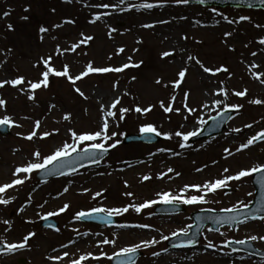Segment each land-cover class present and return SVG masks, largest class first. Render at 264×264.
<instances>
[{
    "label": "rangeland",
    "instance_id": "obj_1",
    "mask_svg": "<svg viewBox=\"0 0 264 264\" xmlns=\"http://www.w3.org/2000/svg\"><path fill=\"white\" fill-rule=\"evenodd\" d=\"M117 1L72 0V3H66L65 0H0V65H2L0 81L23 76L26 81L36 82L41 67L34 65L39 64L42 57L46 59L50 55L55 69L61 70L62 66L67 64L72 76L83 72L89 62L95 67L140 64V67H129L120 73L91 74L78 81L75 87H79L88 99L79 96L66 78L55 76H50L47 89L41 88L36 91L34 101L28 98L27 93L18 91L17 88L9 85L0 88V99L6 101V105L0 107V118L9 116L14 124L21 125V127L10 125V134H0V185L14 179L13 172L16 167L34 160L32 154L36 150H40L42 156H47L65 142L73 143L70 129L77 133L99 130L103 115L100 111L101 105L107 108L114 98L122 97L118 108L154 106L153 111L147 116L134 111L129 112L125 119L119 122L118 127L111 120L109 121V133H121L116 137L121 143L109 157L96 166L83 169L71 176L51 179L46 183L37 178L38 172H33L31 179L24 185L0 194L4 198L14 197L7 206L0 205V221L11 222L10 229L8 225L0 223V243L5 245L22 243L24 236L31 232L36 233L24 248L3 253L0 256V264H21L20 259H23L25 264H70V260L89 253L93 256H100L101 253L114 256L123 247L153 238L160 242L153 247H142L140 251L143 252V256L135 264H264V259L232 251L227 247L229 240H249L252 235H264V220L261 219L245 221L234 230L223 227L219 232H212L208 231L210 229L208 227L205 228L195 249L169 253L165 251L168 250L167 242L174 236V232L193 224L191 214L194 211L221 210L233 206L241 208L243 206L240 205V201L245 205L251 204L255 195L252 175L239 181H230L228 187L217 190L215 194L209 193L206 196L209 203L182 204L185 211L172 216L155 215V207L161 204L158 203L141 213L130 209L128 213L117 216L120 222L113 227L97 225L93 227L74 219L75 214L81 210L88 211L100 206L123 207L129 203L138 205L158 199L157 193L179 194L185 185H203L208 181L235 175L241 170L264 165V141L260 143L254 141L249 149L237 151L248 139L264 131V103L257 105L249 102L254 99L264 101V93L261 91L263 88L254 76L264 73V48H262L264 45L259 44V40L264 39V27H256L257 24L264 25V10L181 4V8L190 10L197 16H208L219 20H225L223 17H227V20L224 28L220 30L202 26L176 27L177 30L173 28L175 32L181 34L182 51L176 54L168 46V40L160 37L157 30L133 29L138 16L136 14L151 9H133L132 12L124 14L121 20L116 21L112 16L117 8L109 7L104 9V12H109L112 16L106 15L103 17L105 21L90 23V20L94 19L91 12L95 10L91 5H114ZM129 1L135 3L133 0ZM136 1L138 5L155 4L157 6L152 9L156 10L169 6L166 5L168 2H176V0ZM82 8L86 9L84 13L80 12ZM213 9L216 11L213 12ZM6 12L10 14L5 16ZM159 13L156 11V14ZM25 16L28 19H22ZM241 16L250 17L251 22L228 23V20L238 21ZM65 20H74L75 23L66 24ZM8 24L13 26L12 30L7 28ZM57 24L63 26L56 28ZM41 26L47 27L49 31L41 33L39 31ZM111 28L117 31L109 37ZM227 32H231L232 35L225 36ZM81 33L91 35L94 39L75 53L66 52L62 56L56 55L57 46L61 50L69 48L72 43L82 38ZM41 36L43 40L40 39ZM184 36L188 39H183ZM119 48H124L125 51L118 53ZM257 48L261 49L258 55L262 59V64L253 69L248 62L256 58L257 55L253 56L251 52ZM164 52H172L173 55L162 58ZM189 55L199 59L206 67L215 69L224 66L229 71L212 77L204 73L195 61H188ZM129 57L131 60L128 59ZM185 67L188 69L185 80L179 89H175L174 82L178 78V72ZM260 78L264 79V76ZM158 79L161 80V84L156 83ZM221 87L228 90L225 101L227 105L243 106L235 110L234 117L221 134L196 143L188 141L187 143L191 145L189 148L179 146L182 142L181 137L174 136L172 140H167L163 135L161 136L164 141L155 145L140 142L124 143L125 136L139 134V127L148 123L155 124L163 133L200 132L206 123L200 124L199 119L207 122L223 109V105L218 110L210 109L214 99H223L213 95L214 91ZM245 89L247 94L243 97L233 94ZM125 92L129 95H124ZM186 92L190 93L189 107L196 109L194 114H188L182 108L181 101ZM173 95L176 96L173 107L181 108V111L179 114L164 113L159 102L163 101L167 106ZM205 103L211 104L210 107L204 108ZM66 114H71L70 121L63 119ZM185 115H188L187 120L184 119ZM37 120L41 122L37 130V138L32 141L23 139L34 130ZM234 129L241 131L236 132ZM44 132L53 134L46 139H39ZM111 143L112 141L108 142ZM85 146L87 144L81 145V148ZM253 146H257L255 148L259 150L254 152V149L251 150ZM161 148L166 151L160 152ZM225 149H230L232 155H229ZM9 156L12 159L8 160ZM7 168L10 170L9 174ZM168 168L175 171L159 179L160 174L167 172ZM225 168L229 171L225 172ZM145 175L150 176L151 179L144 181ZM65 187L69 189L66 193L63 191ZM227 188H230V191H226ZM85 189L90 191L85 192ZM96 192H103V195L94 200L92 196ZM127 192L133 193V196L124 195ZM201 194L203 193L194 190L185 193L186 196ZM64 204L70 205L67 212L59 216H50L59 221V232L40 225L44 216L49 212L58 211ZM21 208L24 209L23 212L20 211ZM141 224L150 227H134ZM120 225L128 226L120 227ZM77 229L86 230L84 233H88L84 235L85 247L82 246L79 250L73 245L74 240L79 236L73 235L82 232H76ZM97 233L101 235H96ZM164 236H168L169 239L164 240ZM105 238L115 240V246L100 244L98 247V242ZM209 241L214 247H207ZM251 242L258 249L264 250V241ZM63 245L68 247L65 248ZM56 247L59 248L60 253L57 251L50 255ZM65 251L69 253V257L64 260L48 259L49 256L62 255ZM154 252H160V255L156 256ZM82 264L112 263L107 258L99 261L89 258Z\"/></svg>",
    "mask_w": 264,
    "mask_h": 264
},
{
    "label": "snow or ice",
    "instance_id": "obj_2",
    "mask_svg": "<svg viewBox=\"0 0 264 264\" xmlns=\"http://www.w3.org/2000/svg\"><path fill=\"white\" fill-rule=\"evenodd\" d=\"M66 3H72V0H65ZM126 0H119L117 4L114 5H109V4H97V5H91V7H96V8H104L107 9L109 7H112L113 9L119 8L121 4L125 3ZM199 4H204L205 0H197ZM261 4H264V0H259ZM176 3L178 4H189L190 0H176ZM157 5L152 4V3H144L140 5H132V7L136 8H144V9H152L156 7ZM252 5L249 4V7ZM122 10H130V9H122ZM25 11H28V9H25ZM213 12L216 11V9L212 10ZM10 13L6 12L4 13L5 16L9 15ZM106 15H111L109 12H104L101 14H97L94 19L90 20V23L95 24L97 21H100L103 16ZM222 15V14H221ZM225 20H227V17H223ZM22 19H28L27 16L22 17ZM242 21H248L251 22V18L248 16H241L238 21H232L228 20L229 24L232 23H240ZM162 23H167V21H161ZM64 23L66 24H74V20H65ZM219 23V21H217ZM63 25L57 24L55 25L56 28H60ZM143 27L146 28H151L153 25L151 24H146L143 25ZM256 27L261 28L264 27V25H259L257 24ZM7 28L9 30H12L13 26L11 24L7 25ZM39 31L41 33H47L49 29L47 27L41 26ZM117 31L115 28H111L109 31L108 35L109 37L112 36V33ZM231 32L225 33V36H231ZM80 38L77 42L72 43L69 48L61 50L59 46H57L56 49V55L57 56H62L66 52H72L75 53L78 49H81L82 46L88 45L94 37L91 35H85L84 33H81ZM41 40H43V36L40 37ZM53 39H56V37H53ZM183 39L187 40L188 37L184 36ZM260 45H264V39L259 40ZM234 51V49H231ZM11 51V50H9ZM125 51L124 48H119L118 53H123ZM173 55L172 52H164L162 53V58H167L169 56ZM253 56H256L257 53L253 52ZM111 59V57H109ZM131 60V57L128 58ZM188 61H195L196 64L200 66V68L203 70L204 73L209 74L212 77L218 76L220 73H228L229 69L227 67L221 66L217 67L215 69L206 67L199 59L196 57L189 55L187 57ZM142 63V62H141ZM2 67V65H0ZM34 67H41V71L39 74V78L36 82H33L31 80H27L23 76H19L13 79H8L4 81H0V88L5 87V85H9L13 88H17L18 91L25 92L28 94V98L30 100H35V93L37 90H40L41 88L47 89L50 84V76H55V77H60V78H66L73 86L74 90L76 93L79 94V96L83 97L84 99H88L87 96H85V93L81 91L79 87H75L78 81L84 79L85 77H88L91 74H107V73H120L128 69L129 67H140V64H124L121 67H95L92 62H89L86 65V69L81 72L78 75L72 76L70 75L69 72V66L67 64H64L62 66L61 70H57L52 66V56H48L46 59L41 58V62L37 65H34ZM251 68L255 69L258 68L259 65L253 63ZM187 67L183 68L178 72V78L174 82V88L179 89L181 87V84L184 82L186 74H187ZM255 78L260 80L261 84H264V79H260L261 76H264V73H259V74H254ZM133 80L135 77L132 78ZM157 84H161V80L156 81ZM26 85V87H25ZM164 87H167L168 85H163ZM115 87V86H114ZM237 97H243L247 94V89L243 91H236L233 93ZM124 95H129L127 92L124 93ZM190 93H185L183 100L181 101L182 108L186 110L188 114H194L196 112V109L189 107L188 105V97ZM214 96L217 97H223V99H214L212 101V105H214V110L221 109V105H223V109L220 110V116L221 118H225V113L231 111V110H239V108L243 107L242 105H227L226 104V99L228 97V90L224 87L219 88L218 90L214 91L213 93ZM121 100L122 97H116L112 102H110L109 105H107V108H105L104 105H101L100 111L103 113L102 115V121L99 126V130L95 132H85V133H77V131L70 129V136L73 141V143H68L65 142L61 147H59L57 150H55L52 154L47 155V156H42V153L40 150H36L32 155L34 157V161H29L27 164L18 166L14 169L13 172V177L11 182L5 183L3 185H0V194L6 193L9 189L16 188L17 186H22L26 183L27 180L31 179V174L33 172H40L44 171L47 172L48 175H70L71 173H74L78 171V168L75 166V161L69 160V158L72 157L73 153L77 154V157L80 160L83 159H90L94 163H100V158L97 156V153L103 155L107 154L111 149H115L119 146L121 143L120 140H117L116 137L121 135V133L117 132H112L109 133V121L116 125L117 127L119 126V122L125 119L126 114L129 112H135L139 113L142 116H147L148 113L153 111L154 106H148L145 108H141L139 106H136L134 108H129V107H119L121 105ZM176 102V96L173 95L171 96L169 103L167 106H165L163 101L159 102L160 108L163 110L164 113H176L179 114L181 111V108H174L173 105ZM252 104H262L264 101L260 99H254L249 101ZM6 105V101L3 99H0V107H3ZM51 107H55V105H51ZM204 108L210 107L209 104L205 103L203 105ZM119 113V116H118ZM27 118V117H25ZM64 120L70 121L71 120V114H66L63 117ZM184 119H188V115L184 116ZM215 119V117H213ZM200 124L206 123L203 119H199L198 121ZM9 125H14L15 127H21L19 124H14V121L12 120L11 117L9 116H4L3 118H0V126H9ZM41 122L39 120L35 121L34 125V130L27 136L23 137V139H26L28 141H32L34 138H37V130L40 128ZM246 127H252V125H246ZM58 131V130H57ZM234 131L239 132L241 131L240 129H234ZM139 133L142 136L147 137L148 139H151V137L154 136H161L163 135L165 139L167 140H172L173 137H181L182 142L179 144L181 148H189L191 147L190 144L187 142L192 138L197 135H199V132L197 131H190L187 133H183L181 131H176L174 133H163L158 129V127L155 124L148 123V124H143L139 127ZM53 133L51 132H44L42 135L39 136V139H46L48 136L52 135ZM259 140H264V131L258 133L257 135L251 137L250 139L247 140L245 144H243L240 148L237 149V151H242L243 149L249 148L251 145H253L254 141H259ZM109 141H112L111 144H108ZM87 144V146L81 148V145ZM108 145V146H106ZM160 152L166 151V149L161 148L159 149ZM226 152H228L229 155H232V152L230 149H225ZM175 155H178L179 153H174ZM65 161H68V163H64ZM59 162V165H58ZM51 166V167H50ZM80 166H83L81 164ZM70 168L71 171H65V169ZM175 170L172 168H168L167 172L161 173L160 176L158 177L159 179H163L165 176H168L169 173L174 172ZM197 171H201V169H197ZM225 172H228L229 169L225 168ZM254 173H264V165H259V166H254L251 169H246V170H241L235 175H230V176H225L222 179H216L214 181H208L205 182L203 185H185L184 188L181 190L179 194H172L171 192H162V193H157L158 199H152L149 201H145L140 204H132L129 203L126 206L123 207H93L88 211H78L74 219L76 221H84V220H92V219H101L105 223H110L112 217L114 216H122L126 213H128L131 210L135 211L136 213H141L145 209L152 208L154 205L158 203L162 204H185V205H194V204H205L209 203V201L206 199V196L209 193L215 194L217 190L224 189L228 187L230 181H239L244 177H248L253 175ZM178 175V174H177ZM151 177L148 175H145L143 177L144 181L150 180ZM264 179V178H262ZM68 188H64V192H68ZM189 190H194L197 193H203L201 195H191V196H186L185 193H187ZM85 192L90 191V189H85ZM103 195V192H96L93 196L92 199H96L97 197H101ZM124 195L126 196H133V193L127 192ZM251 195V193H249ZM13 198H4L3 195H0V205H5L7 206L12 202ZM240 205L243 207H248V205H245L243 201H240ZM70 208L69 204H64L63 207H61L58 211L56 212H49L46 216L43 217V219L47 220L48 217L50 216H59L62 213H65L68 211ZM21 212L24 211L23 208L20 209ZM226 212H239L240 208L237 206H233L232 208L224 209ZM261 220H264V216L258 217ZM239 219L238 216L236 217H227V218H220L215 221L217 224H223L226 222H235ZM252 219H257V217L253 216ZM31 222V221H29ZM0 223H3L5 225L11 226V222L9 220H3L0 221ZM243 223V221H241ZM128 225H120V227H127ZM49 227H52L49 225ZM134 227H139V228H148L150 227L149 225H134ZM192 228V225H188L186 228L174 232L173 235L175 236H189L190 234V229ZM56 231L59 232L60 229L56 228ZM76 231H79L78 229ZM208 231H213V229H208ZM215 231L219 232V229H215ZM36 235L35 232H31L28 235L24 236L23 242L22 243H10L6 244L5 247L7 249V252L11 253L14 252L17 249L24 248L26 245H28L29 240ZM83 235H88V233H83ZM96 235H101L100 233H97ZM223 235V233H221ZM164 240H168V236L163 237ZM207 239V237H205ZM251 241H264V235H252L248 238ZM160 241H157L155 238L151 240H145L142 241L141 243L138 244H133L130 246H126L121 248L119 251H117L114 256L115 257H122L124 259H121L120 264H135L134 257L136 254L140 251V249L143 248H149L153 247L154 245L158 244ZM195 241L189 240V243H194ZM248 240H236V244H246ZM229 243H232L231 241ZM100 244L104 245H113L115 246L116 241L115 240H109L107 238L103 239L102 241H99L97 246L99 247ZM177 247H181L184 245H174ZM63 247L67 248L68 245H63ZM207 247H214L213 243L211 241L208 242ZM53 251H57L56 249H53ZM167 251V249H165ZM232 251H236V249H232ZM3 254V253H0ZM156 256L160 255V252H154L153 253ZM114 256H109L107 253H101L100 256H93L91 253L87 255H82L78 259H72L70 260V264H82L83 261L88 260L89 258L93 260H101L102 258H107L108 260H112ZM66 257H69V253L67 251L63 252L62 255H57V256H49V260H64Z\"/></svg>",
    "mask_w": 264,
    "mask_h": 264
},
{
    "label": "water",
    "instance_id": "obj_3",
    "mask_svg": "<svg viewBox=\"0 0 264 264\" xmlns=\"http://www.w3.org/2000/svg\"><path fill=\"white\" fill-rule=\"evenodd\" d=\"M193 3H198L197 0H190ZM205 5L206 4H215V5H219V6H226V5H233V6H237V7H249V4H251L252 6L249 8H264V4H261L259 2V0H205ZM233 115V111H229L227 113H225V118H221V116L212 119L208 125L203 129V131L197 135L195 138H193V140L196 139H201L207 136H212L215 134H218L222 131V129L224 128L225 124L228 122V120L231 118V116ZM0 131L3 134L9 133V126H3L2 128H0ZM138 140H142V141H146V142H157L159 140H161V137H157V136H152L151 139H148L145 136L142 135H130L127 136L125 139V142H131V141H138ZM112 151V149L110 148L109 152L107 154H99L97 153V156L100 158V161L102 159H104L106 156L109 155V153ZM69 160L71 161H75V166L79 169L85 167V166H90L95 164L92 160L90 159H83L80 160L77 157V154L74 153L72 155L71 158H69ZM64 163H68V161H65ZM81 164H83V166H80ZM59 165V162H58ZM51 167V166H50ZM65 171L70 172L71 169L67 168L65 169ZM56 176H61V175H48L47 172L42 171L38 177L42 180H48L51 177H56ZM264 173H257L254 176V184L256 186V198L254 200V203L252 206L245 208V209H240V211L237 212H226V211H221V212H214V211H200V212H196L193 214V219L195 220V225L193 226L191 233L189 234V236H176L172 239V241L169 242V245L173 248H183L185 245H192L195 244L201 237V232L204 229V227L207 224H212V227L214 229H219L222 225H226V224H231L233 228H235L236 224L243 221L245 218L248 217H260L264 215ZM168 206V205H166ZM176 206V205H175ZM177 207V206H176ZM164 205L159 206L157 208V213H166V212H174L175 209H163ZM179 210L176 209V211ZM236 217L238 216L239 219L235 222H226L223 224H217L215 223V221L217 219L220 218H227V217ZM98 221L104 222L100 219H98ZM116 219L114 217H112L111 219V224L115 223ZM44 225H51L52 228H56L58 226V224L51 219H47L43 222ZM189 240H193L195 241L194 243H189ZM174 245H184L181 247H177ZM4 246L0 244V253L3 251ZM245 250H250L253 251L255 253H259L257 250H255L254 248H252L250 245L248 246H244L243 247ZM261 254V253H259ZM139 256V253L136 254V256L134 257V260L137 259V257Z\"/></svg>",
    "mask_w": 264,
    "mask_h": 264
},
{
    "label": "bare ground",
    "instance_id": "obj_4",
    "mask_svg": "<svg viewBox=\"0 0 264 264\" xmlns=\"http://www.w3.org/2000/svg\"><path fill=\"white\" fill-rule=\"evenodd\" d=\"M135 3L132 1L130 2L129 0H126L125 3L121 4L119 8L116 9V11L113 13V18L114 20L118 21L121 20L122 16L126 14L127 12H132L133 9H136V7H132V5H138L136 0H133ZM119 0L117 1V3ZM163 9L156 10V9H151L145 12H140L137 13L138 15L135 19V26L133 29H154L157 30L158 34L162 38H166L168 40L167 44L169 47L172 48V52L176 54H180L182 51V44H181V34L178 32H175L173 28L176 30L178 28L176 27H182V28H187V27H192V28H197L198 26H202L203 28H212L215 30H220L223 29L225 26L226 21L225 20H219V19H211L208 16H197L194 12L188 11L187 9L181 8L178 3H173V2H168ZM92 13V17L94 18L97 14L104 13V8H94ZM122 9H130V10H122ZM82 13H84V8L80 9ZM156 11L160 12L159 14H156ZM135 13V12H134ZM104 17V16H103ZM102 17L101 20H104ZM105 21V20H104ZM161 21H167V23H162ZM219 21V23H217ZM105 24V23H104ZM146 24H151L153 27L151 28H146L143 27V25ZM172 28V29H171ZM168 30V32H166ZM264 48V46L262 47ZM253 52L257 53L256 58L250 60L249 66H251L253 63L260 65L262 64V59L259 57V53L261 52V49L257 48L256 50L251 52V55ZM261 79V78H260ZM260 81V80H259ZM256 86V84H255ZM262 90L264 93V84H261ZM256 88V87H254ZM257 91V89H256ZM105 96L103 95L102 98ZM211 105V104H210ZM210 109H214V105H211ZM257 146L251 147L254 152H257L259 148H255ZM249 149V148H248ZM12 159L11 156L8 157V160ZM21 160H24L21 158ZM31 161H34L33 159ZM8 169V170H7ZM7 172L9 174L10 170L7 168ZM28 192V190H26ZM84 243V240L82 244ZM81 242L78 243V246L82 245Z\"/></svg>",
    "mask_w": 264,
    "mask_h": 264
}]
</instances>
